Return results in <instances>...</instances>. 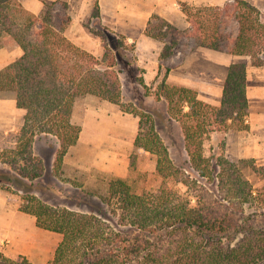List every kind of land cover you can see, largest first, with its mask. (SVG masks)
Wrapping results in <instances>:
<instances>
[{
  "label": "trees",
  "instance_id": "trees-1",
  "mask_svg": "<svg viewBox=\"0 0 264 264\" xmlns=\"http://www.w3.org/2000/svg\"><path fill=\"white\" fill-rule=\"evenodd\" d=\"M54 5L46 3L36 16L20 0H0V48L20 46L23 50L20 58L0 69V93L12 94L16 106L25 110L23 126L11 139L8 137L14 146L0 149V161L19 174L0 171L2 189L8 190L12 187L7 185L19 182L24 186L25 179L44 174L42 159L33 154L38 135L58 139L56 163L62 164L81 132V126L73 121L78 97L96 96L140 116L122 100L117 57L107 40V36L115 37L95 30L104 48L102 57L95 56L67 38L70 16L56 11ZM181 9L196 44L214 50L223 49L220 25L230 9L239 24L230 52L250 56L254 65L264 64V23L260 11L251 3L234 0L233 5L221 6L184 2ZM145 33L166 42L161 53V58L166 59L188 32L153 14ZM117 39L121 40L117 47L134 49L125 44L124 36ZM246 88V64L238 62L229 67L218 106L201 100L193 88L165 80L160 84L158 95L167 100L169 115L180 123L190 165L200 176H210L212 171L210 160L204 156V136L209 132L206 126L213 125L212 119L219 122V128L224 125L223 129L234 125V121L241 129L249 128ZM139 125L142 127V121ZM134 144L157 156L162 186L156 192L138 193L126 179L110 178L108 194L102 198L111 207L110 214L56 207L23 187L20 210L33 215L37 226L61 235L51 264H264V226L257 222L264 212L244 210V203L253 204L258 197L253 196L256 189H251L233 163H221L222 202L207 208L201 205L202 195L195 194L196 202L192 203L191 197L168 186L169 178H174L195 189L202 188L197 179L181 175L183 172L154 126L146 134L139 132ZM259 199L264 201V195ZM217 207L224 208L217 211ZM2 258L10 264H20L0 251ZM20 258L21 264H32L26 257Z\"/></svg>",
  "mask_w": 264,
  "mask_h": 264
},
{
  "label": "rangeland",
  "instance_id": "rangeland-1",
  "mask_svg": "<svg viewBox=\"0 0 264 264\" xmlns=\"http://www.w3.org/2000/svg\"><path fill=\"white\" fill-rule=\"evenodd\" d=\"M199 2V5L234 4V0H199ZM227 11L220 25V29H225V32L221 31L224 35L223 43L231 39L230 31L233 26H239L235 17L231 16L230 9ZM98 29L104 31V28ZM187 32L184 36L187 44H190V40L194 38L189 31ZM105 33L109 35L108 31ZM107 40L112 49H115L117 57L116 69L119 71L122 83V100L126 105L137 110L140 116L123 112L118 105L96 96L78 97L75 101L77 103L73 121L81 127L86 122L85 139L69 151L66 164L64 160L60 165L56 163L60 144L55 136L41 134L36 137L33 154L42 159L44 174L35 179H25L27 184L24 186L19 182L7 185L12 187L8 190L0 188V228H5L8 223L9 229H12L10 234L0 232V251L10 260H19L21 264L20 257H26L32 264H51L57 244L61 240L60 234L42 228L39 233H34L32 228L36 226V222L32 215L24 212L23 216L16 215L23 203V187L25 186L24 190H29L32 195L50 205L67 207L81 213L107 212L110 214L111 207L103 202L102 198L108 194V182L112 177L126 179L138 193L158 191L163 180L156 169L157 156L127 141L121 139L112 141L114 137L120 138L117 135L123 134L136 138L139 132L146 134L152 126L168 146L172 160L183 172L181 175L184 178L189 177L190 180L197 179L202 186L195 189L190 186V183L188 186L174 178H169V187L191 197L192 203L196 202L197 197L193 198L194 195L200 194L202 206L207 208L218 206L217 203L222 202L220 173L223 164L221 163L231 162L240 170V176L247 179L251 189H256L253 196L256 195L258 198L253 204L244 203V210L264 212V201L259 199L264 195V137L257 139L255 132L241 129L237 121L226 129H223L224 125L220 129L219 122L212 119L214 123L207 124L206 130L209 132L204 136V156L210 160L212 171L210 176H200L190 165L180 123L169 115L167 100L158 95L159 86L165 78L161 81L156 78L153 82L146 84L141 68L139 70L126 68L127 62H134L132 47L129 49H125V46L117 47L116 43L119 44L121 41L117 38L107 36ZM167 40L170 38L168 37ZM162 72L165 73V70ZM11 97L14 96L9 93H0V98ZM88 107L91 108L89 117L86 114ZM100 121L102 124L99 125ZM141 121L142 127L139 125ZM19 130L0 131V149L14 146L8 137ZM97 134L99 142L102 143L101 148L96 147L92 140L97 138ZM110 144L119 148V154L113 152ZM241 160H247L248 163L242 164ZM0 171L19 176L8 163L1 161ZM2 205L9 211L10 216ZM223 208L217 207V211H222ZM14 212H16L15 215ZM257 222L264 226V217H258ZM38 242L43 246L39 247L35 244ZM0 262V264H10L3 258Z\"/></svg>",
  "mask_w": 264,
  "mask_h": 264
},
{
  "label": "crops",
  "instance_id": "crops-1",
  "mask_svg": "<svg viewBox=\"0 0 264 264\" xmlns=\"http://www.w3.org/2000/svg\"><path fill=\"white\" fill-rule=\"evenodd\" d=\"M20 1L27 10L36 16L42 13L46 3H54L56 11L66 12L70 16L71 21L65 30L67 38L77 46L93 53L97 57H102L104 48L101 38L95 33V30L104 28V31H108L109 36L112 35L115 38L121 35L124 36L125 44L127 46H134V62H127V70H132L133 68L139 70V68H141L140 70L143 71V80L146 84L153 82L156 78L160 81L165 78V81L169 84L193 88L197 91L198 97L201 100L213 105L218 106L221 104L224 82L230 65L237 62L245 63L247 73L246 91L248 98L246 122L249 125L247 130L249 132H255L257 134L255 136L257 139H263L264 64L254 65L250 56L236 55L230 52L229 48L231 41L237 36L239 26H233L230 31L231 39L227 43H223L222 50H214L199 46L195 43L194 39H191L190 44H187L184 36L175 46L174 53L166 59L161 58V53L166 42L161 39L150 37L145 33L147 24L153 14L161 16L169 24L181 31L190 32L191 25L181 9V3L185 2L199 5V0ZM245 1L258 8L260 11V18L264 23V0ZM221 31L225 32V29L222 28ZM166 41L169 42L170 40L166 39ZM120 48H122V46H120ZM125 49H129V46H125ZM113 50L115 49L113 48ZM22 55L23 50L20 46L0 48V69L17 60ZM261 57L264 59V51L261 53ZM163 70H165V73L162 72ZM136 82L139 83L138 80H136ZM76 103L77 102H75L73 110V118L75 116ZM86 112L87 117H89L91 108H86ZM24 115L25 110L16 106L14 97L0 98V131L9 132L19 130L24 124ZM101 117L103 118L102 115ZM102 121L99 122V125L102 124ZM85 124L86 122H84L81 127L76 145L70 147L64 156L65 158H63V160L65 164L69 151L85 139ZM98 136L97 134V138L92 139L96 147L102 144L99 142ZM117 136L120 138L114 137V139H112L113 142L121 139L135 145V137L128 136V134ZM101 147L102 146L99 148ZM110 147L113 149L114 153L119 154L118 147L113 144H110ZM3 207L6 209L5 206ZM20 211H18L17 214L16 212L13 214L17 216H19V214L24 215L25 212L23 213V211H21V213ZM7 213L9 214V211H7ZM16 228L18 230V227ZM32 229L34 233H39L43 228L41 229V227L36 224ZM11 230L12 229L8 227V223L5 228H0V232L2 231L6 234H10ZM35 244L39 247L43 246L40 242Z\"/></svg>",
  "mask_w": 264,
  "mask_h": 264
}]
</instances>
